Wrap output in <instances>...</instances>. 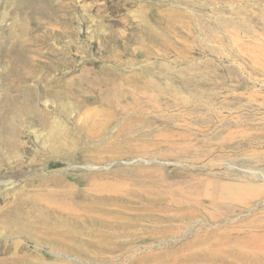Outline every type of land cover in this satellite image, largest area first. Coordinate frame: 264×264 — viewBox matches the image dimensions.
Returning <instances> with one entry per match:
<instances>
[{
	"label": "rangeland",
	"instance_id": "1",
	"mask_svg": "<svg viewBox=\"0 0 264 264\" xmlns=\"http://www.w3.org/2000/svg\"><path fill=\"white\" fill-rule=\"evenodd\" d=\"M0 264H264V0H0Z\"/></svg>",
	"mask_w": 264,
	"mask_h": 264
},
{
	"label": "bare ground",
	"instance_id": "2",
	"mask_svg": "<svg viewBox=\"0 0 264 264\" xmlns=\"http://www.w3.org/2000/svg\"><path fill=\"white\" fill-rule=\"evenodd\" d=\"M41 4H42V3H41ZM41 4H40V5H41ZM36 6H37V5H36ZM31 10H32V9H31ZM41 10H42V9H41ZM40 12H42V11H40ZM40 12H39V13H40ZM34 14H36V13H34ZM41 14H42V13H41ZM43 24H44V23H43ZM32 29H33V28H32ZM33 31H34V30H33ZM36 31H38V30H36ZM28 58H29V57H28ZM8 88H9V87H8ZM45 89H46V88H45ZM38 90H39V89H38ZM11 92H12V91H11ZM44 92H46V90H44Z\"/></svg>",
	"mask_w": 264,
	"mask_h": 264
}]
</instances>
